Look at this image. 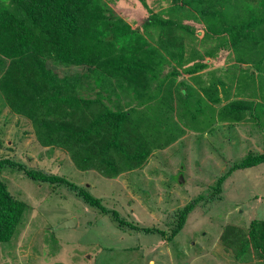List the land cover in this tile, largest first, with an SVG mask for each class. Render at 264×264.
<instances>
[{
    "label": "trees",
    "instance_id": "1",
    "mask_svg": "<svg viewBox=\"0 0 264 264\" xmlns=\"http://www.w3.org/2000/svg\"><path fill=\"white\" fill-rule=\"evenodd\" d=\"M139 1L150 13L143 27L146 31L147 25L155 27V44L124 15L107 12L105 0H0V94L11 110L31 120L41 144L65 148L81 170L93 168L113 177L142 166L155 150L180 141L189 130L172 113L194 124L203 111V99L219 105V122L262 125L264 121V0L255 5L244 2L238 13L232 4L235 0H169L166 17L154 12L149 0ZM199 33L210 44L198 42L187 50V40L193 43ZM220 50L235 64H250V69L235 73V67L231 71L213 67L193 101L194 89L183 80L166 87L160 80L156 90L141 100L157 99L151 111L113 109L102 99L106 91L127 96L147 89L150 74L161 70L165 57L175 63L166 74L178 73L177 66L188 63L183 72L196 81L209 70L210 62L221 61ZM46 59L82 66L85 71L60 76ZM232 83L237 85V97L231 96ZM85 86L96 88L94 95L82 94ZM212 121L208 119V125ZM260 162H264V151L248 150L217 179L215 192L230 171ZM4 165L18 167L34 180L65 182L87 205L108 210L87 186L64 176L27 167L10 157L0 158V169ZM193 205L194 199L177 212L170 234L179 231ZM26 207L0 177V243L11 239ZM113 212L120 225L164 233ZM248 226L227 224L221 233L225 248L240 259L249 252L264 254V219L254 217Z\"/></svg>",
    "mask_w": 264,
    "mask_h": 264
},
{
    "label": "rangeland",
    "instance_id": "2",
    "mask_svg": "<svg viewBox=\"0 0 264 264\" xmlns=\"http://www.w3.org/2000/svg\"><path fill=\"white\" fill-rule=\"evenodd\" d=\"M149 2L154 12L162 17L169 15V0ZM244 2L257 4V0H235L232 4L236 13ZM105 4L107 12L121 13L155 44L152 39L155 27L147 25V31L143 27L150 13L139 0H105ZM184 20L198 26L190 18ZM203 37L199 33L193 43L187 40V50L198 42L210 44V39ZM219 55L221 61L210 62L209 70H203L196 81L183 72L188 63L177 66L178 73L166 74L172 72L175 63L165 57L160 61L161 70L150 74L147 89L127 96L106 91L102 99L113 109L142 107L151 111L157 99L146 103L141 100L156 90L160 80L164 87L182 80L192 85L193 101L200 92V82L209 80L213 67L223 66L231 68L230 71L235 67V73L251 67L233 63L222 50ZM46 64L60 76L85 71V67L57 64L51 59H46ZM236 86L231 87L232 97L236 95ZM83 88L82 94L96 92V88L94 92L87 86ZM176 100L177 96L172 101L174 106ZM202 107L194 124L180 121L174 111L173 119L189 128L183 138L155 150L142 166L110 177L93 168H77L70 152L63 147L41 144L31 120L11 110L0 94V158L10 157L27 167L87 186L108 209L87 205L65 182L34 180L24 170L4 165L0 177L27 207L11 239L0 243V264H264V254L249 252L240 259L225 248L221 238L227 224L248 229L254 217L264 219V162L233 169L221 181L219 192H215L217 179L233 161L241 159L250 149L264 151V121L262 125L222 123L216 118L218 104L203 99ZM175 110L178 112V108ZM208 119L213 120L210 129ZM202 122L205 123L200 127ZM193 199L194 205L182 227L176 234H170V228L177 222V212ZM114 210L122 218L141 226H156L164 233L120 225L114 218ZM70 217L76 219L73 226L55 227Z\"/></svg>",
    "mask_w": 264,
    "mask_h": 264
},
{
    "label": "water",
    "instance_id": "3",
    "mask_svg": "<svg viewBox=\"0 0 264 264\" xmlns=\"http://www.w3.org/2000/svg\"><path fill=\"white\" fill-rule=\"evenodd\" d=\"M182 176H180L181 178ZM76 222L75 217H70V218H66L62 221H60L59 223H57V225L55 227L61 228V227H69V226H73Z\"/></svg>",
    "mask_w": 264,
    "mask_h": 264
}]
</instances>
